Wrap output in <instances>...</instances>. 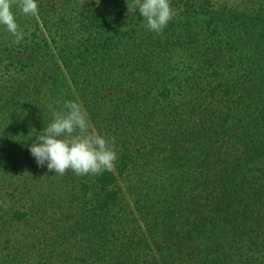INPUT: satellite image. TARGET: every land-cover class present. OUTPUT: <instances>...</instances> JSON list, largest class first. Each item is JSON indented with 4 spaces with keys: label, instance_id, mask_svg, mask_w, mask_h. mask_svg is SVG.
I'll return each instance as SVG.
<instances>
[{
    "label": "trees",
    "instance_id": "16d2710c",
    "mask_svg": "<svg viewBox=\"0 0 264 264\" xmlns=\"http://www.w3.org/2000/svg\"><path fill=\"white\" fill-rule=\"evenodd\" d=\"M132 2L38 3L36 23L47 36L11 56L13 74L4 66L10 76L0 66V120L15 118L14 102H27L41 119L29 124L38 135L72 100L94 129L126 150H115V169L83 176L55 174L32 156L26 185L36 194L26 193L25 209L12 210L9 222L34 221L45 239L0 244V264H264V11L169 0L185 16L209 17L210 34L178 76L166 45L139 34L145 20L138 9L128 12ZM32 75L42 81L33 84ZM98 83L107 95L86 92ZM80 85L87 88L78 99ZM27 132L22 138L31 137ZM139 132L173 149L167 174L123 206L117 185L133 167L127 145ZM0 138L6 154L10 144ZM1 230L7 234L5 224Z\"/></svg>",
    "mask_w": 264,
    "mask_h": 264
},
{
    "label": "rangeland",
    "instance_id": "374dc122",
    "mask_svg": "<svg viewBox=\"0 0 264 264\" xmlns=\"http://www.w3.org/2000/svg\"><path fill=\"white\" fill-rule=\"evenodd\" d=\"M47 1L50 0H37V4H46ZM56 2L59 3L60 0H56ZM213 4L216 8L221 6H227L228 8L238 6L242 12L251 15L264 11V0H213ZM172 8L175 15L163 29L162 34L157 35L155 32L149 30L145 21L141 23L140 27L136 28L139 29L140 35L146 36L151 40L149 41L150 43L155 41L156 43L160 42L166 45L164 46V49L167 53L168 61L169 58H172L173 62L177 63L173 71L175 75L179 76L180 73L184 72L186 69L190 70L193 60L188 61L187 56L191 51H194L197 48L196 46H198L199 43L204 42L205 37L210 34V29L208 28L209 17L202 14L194 15V17H191L193 15L185 16L177 7ZM39 10L40 9H38V11ZM13 12L20 30L24 33V38L19 44L13 43L14 38L6 31L5 26L0 25V66L3 68L1 71L2 74L5 73L4 66H11L10 64H13L10 62L11 56L17 57L16 55L19 50H21L20 47L23 44L31 46V44L39 42L47 36L43 24L36 23L39 19L38 13L35 16L23 14L19 9L18 0L17 3L13 5ZM129 29L130 27H127L123 30L128 31ZM222 40V45L226 47L227 38H223ZM47 64H50L48 63V60ZM9 72L10 74H13L12 66ZM10 74L5 73V78L10 76ZM40 81H42L41 76H31V82L33 84L40 83ZM6 83H9V81H6ZM171 86H173V84ZM85 88L87 87H84L83 85H80L79 88L78 86L75 87L78 99L80 92L84 91ZM100 89L104 95H107L109 92L107 87L101 83H98V86H89L86 89V92L89 94L96 93V90ZM110 96L111 95H109V97ZM180 96L181 95L178 91L177 97L175 98L178 102H182ZM26 99H28L27 96ZM108 101L109 99H107V102ZM27 104V102L25 104L14 102V108H11L10 112L15 115V118L10 117V114L8 113L3 117V120H0V136L3 135L6 137L5 141L10 144L6 154H3V149L1 148L3 141L1 140L2 138H0V151H2L0 154V169H2L0 170V244L1 248L4 249H6L7 246L11 245V247H14V244L18 245L20 243H23L22 247L27 244L33 245L32 242L38 243L39 241L40 243L45 239V237L39 236V227L34 221L25 222L24 224H15L13 226H11L9 222L12 210L19 208L25 209L22 207L24 205L23 201L27 203L29 195L36 194L34 189L33 193H29L31 186L26 185V182L32 181L30 179L31 176H33V170L30 169L27 163L30 160H34L29 147L36 137V135H33L29 131V124H31L32 120L40 122L41 119L34 109H31L30 106L27 107ZM25 116H28L29 118H25ZM25 119L29 120V122L25 123ZM91 125L93 130L98 134L105 138L108 136L99 133L98 130L94 129L93 124ZM24 129H26V132L28 131L27 134L31 133V137L22 138V134L26 133L23 131ZM139 133L140 134L136 136L137 138L132 139L130 145H127L133 152V167H130V169L125 172V175L119 178V183L117 185L119 189L121 188V197L122 200L125 201L123 206H126L127 203L131 204V201L134 200L135 197L137 198L138 189L147 192L149 185L155 182L157 177L161 176V178H163V176L167 174L165 168L168 166L167 160L173 149V145H170L169 142H167L168 145H166V141L164 144L151 143L148 138V140L146 139V136H144L142 132ZM110 142L113 144L116 151L125 150V146H121V142H119L120 144H115V140H111ZM10 149L12 154L9 152ZM137 149L140 150L139 153L137 152ZM154 158H156L157 162L152 163L151 161H153ZM2 166L4 168H2ZM113 169H115V165ZM5 203H7V208L4 207ZM4 224L7 226V234H3V231L1 230V227H3ZM52 233H54V231L50 232L48 236H51ZM45 246L46 241L41 245L42 249L39 251L40 254L43 253ZM35 255L33 256L37 258V251Z\"/></svg>",
    "mask_w": 264,
    "mask_h": 264
},
{
    "label": "clouds",
    "instance_id": "9594fccd",
    "mask_svg": "<svg viewBox=\"0 0 264 264\" xmlns=\"http://www.w3.org/2000/svg\"><path fill=\"white\" fill-rule=\"evenodd\" d=\"M17 0H0V25L19 44L24 33L20 30L13 5ZM19 9L25 15L38 13L37 0H18ZM128 12L139 10L149 30L157 35L175 15L169 0H133L127 4ZM57 103H60L58 100ZM53 119L36 135L29 147L39 166L47 163V168L58 175L68 170L77 176L97 175L105 170L111 171L118 158L113 144L95 132L83 106L72 100H65L59 110L52 113ZM7 208V203L4 204Z\"/></svg>",
    "mask_w": 264,
    "mask_h": 264
}]
</instances>
